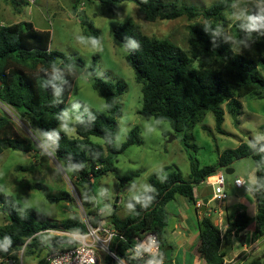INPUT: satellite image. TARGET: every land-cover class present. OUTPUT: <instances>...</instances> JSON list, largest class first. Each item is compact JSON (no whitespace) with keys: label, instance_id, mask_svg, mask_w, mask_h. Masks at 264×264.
Masks as SVG:
<instances>
[{"label":"trees","instance_id":"1","mask_svg":"<svg viewBox=\"0 0 264 264\" xmlns=\"http://www.w3.org/2000/svg\"><path fill=\"white\" fill-rule=\"evenodd\" d=\"M98 1L111 10L124 0ZM129 1L136 5L137 11L146 21L182 16L188 19L200 16L205 20L202 25L188 26L187 51L168 39L142 34L129 20L113 28L114 38L124 46V58L133 71L134 80L140 84L142 105L137 113L142 117L167 121L174 132H181L209 110L213 113L216 131L222 133L224 111L219 103L227 101V112L234 116L241 108V96L251 93L256 97H264V14L251 9L249 20L232 24V35L238 46V52L232 53L222 38L220 23L222 13L235 0H216L200 10L193 5L177 6L158 0ZM75 2L72 7L74 11ZM80 13L79 23L83 31L97 40V31L92 22L83 11ZM49 44V30L37 29L30 21L0 26V102L12 109L19 118L25 119L32 130L50 143L55 159L66 168L70 178L74 177L81 184L89 181L86 163L94 171L95 178L112 171L116 155L139 141L138 127L133 126L122 145L116 147V118L121 114L118 96L124 86L95 76L92 68L86 67L80 57L73 58L52 50ZM80 74L90 75L92 87L104 99L105 112L92 110L84 113L74 122L75 136H68L64 132L53 136L54 128L61 122L73 82ZM90 136L99 137L102 143L88 144ZM6 148L26 152L31 149V145L17 134L10 118L0 112V154ZM262 148L264 140L250 143L241 141L233 148L224 149L212 165L200 166L198 160L189 155L187 179L178 171H169L160 178H150V189L128 203L129 215L122 220L113 217L109 224L105 223L123 232L126 238V242L116 239L112 249L124 255V249L131 244L133 236L147 231L156 235L159 244L156 259H160L161 253L165 259L168 258L171 246L166 239V203L177 195L183 196L197 211L193 195L195 184L205 182L208 176L217 172L218 167L231 168L234 160L251 157L255 164V215L251 217L243 210L229 215L222 235L210 217L202 215L197 222V253L205 264H223L220 245L224 237H237L250 225H254V237L264 233ZM130 178L120 177V181ZM92 184L93 181L89 183L90 186ZM60 195L48 199L58 201L62 199ZM87 208L85 216L90 224H103L94 208ZM0 211L5 215V223L0 226V258L9 261L0 264H20L17 253L22 247L26 256L37 251L40 245L44 247L42 233L47 230H85L84 221L77 215L59 221L50 220L33 208L22 209L10 196L0 200ZM92 213H95L94 216ZM47 245L48 251L51 248L65 250L75 243L71 238L57 234L50 238ZM46 257L34 264H48ZM105 263L114 264L109 257H106ZM240 264H264V259L254 257Z\"/></svg>","mask_w":264,"mask_h":264},{"label":"rangeland","instance_id":"2","mask_svg":"<svg viewBox=\"0 0 264 264\" xmlns=\"http://www.w3.org/2000/svg\"><path fill=\"white\" fill-rule=\"evenodd\" d=\"M158 1L171 2L177 6L193 5L200 10L216 0ZM74 2L75 11L72 8ZM251 9L264 14V2L235 0L221 15L222 38L232 53L238 52L232 24L249 20ZM81 11L97 31V40L88 36L80 26ZM124 20L135 24L142 34L168 39L186 51L188 26L205 23L200 16L193 19L182 16L146 21L129 0L117 3L111 10L98 0H0V26L30 21L37 29H47L50 32V49L73 58L80 57L86 67L92 68L95 76L122 84L124 88L118 96L121 114L116 118L114 145L121 146L133 126L138 127L139 138L137 143L116 155L113 170L106 174L95 178L94 171L86 163L89 181L80 184L74 177L70 178L66 168L55 159L50 143L32 130L25 119L19 118L12 109L0 102V112L10 118L17 134L31 145V149L26 152L6 148L0 154V200L10 196L22 209L33 208L50 220L58 221L71 215L83 219L88 211L87 206H91L100 216V222L109 224L113 217L122 220L129 215L128 203L150 189V178H160L169 171H178L187 179L189 155L196 158L200 166L212 165L224 149L233 148L241 141L250 143L264 140V97H256L251 93L239 98L241 108L234 116L227 112V101L219 103L224 111L222 133L216 131L214 116L209 110L181 132H174L167 121L144 118L138 114L142 105L140 84L134 80L133 71L125 61L124 46L114 38L112 32ZM92 110L105 112L104 99L92 87L90 75L80 74L73 82L61 122L54 128L53 136L61 132L75 136L74 122ZM94 143L101 144L102 140L90 136L88 144ZM231 168L233 172L230 174L225 173L222 167L217 168L225 178L224 191L228 197L224 201L236 194H251L234 185L236 177L244 179L249 189L253 190L255 164L251 157L234 160ZM120 177L131 178L120 181ZM92 181L94 184L90 186ZM194 191L195 194H203L204 198L212 195V188L206 182L195 184ZM59 194L62 199L49 201L48 198H55ZM174 201L176 203H171L172 207L179 204L182 209L188 208L185 197L177 195ZM218 203L213 200L209 206L217 209ZM172 220L168 214V221L171 223ZM4 223L5 215L0 211V226ZM54 231L51 229L42 233L41 242L45 246L40 245L33 254L26 256L23 251L18 252V263L34 264L46 257L49 249L47 244L52 236L57 235ZM186 250L175 248L172 252L168 251L172 263H189L192 254ZM196 263L201 264V259L196 260Z\"/></svg>","mask_w":264,"mask_h":264},{"label":"crops","instance_id":"3","mask_svg":"<svg viewBox=\"0 0 264 264\" xmlns=\"http://www.w3.org/2000/svg\"><path fill=\"white\" fill-rule=\"evenodd\" d=\"M195 207L198 208L196 211L194 206L189 203L187 209L180 208L176 201H168L165 205V209L169 215L172 216L171 223L168 221V229L166 230L167 243L171 246V252L175 248L187 249L192 257L189 263L184 264H197L196 260L201 259V264H205L204 260L199 256L196 251L198 243V219L202 216H208L211 218L213 223L219 229L220 234L224 233L227 226V217L231 214H235L239 211H246L248 215L253 217L256 212L255 199L253 193L251 194H240L233 195L228 201H219L212 198L207 199L204 211L201 213L199 210L202 200L204 199L203 194H195L194 188ZM251 192V191H250ZM231 195V194H230ZM228 195H226V198ZM176 198V197H175ZM225 198V199H226ZM213 200L218 201L217 209L209 206ZM177 205V206H176ZM254 225L249 226L246 230L240 233V235L224 237L220 251L223 253V264H240L244 261L250 260L254 257H261L264 259V233L260 236H253ZM167 254V252L165 253ZM167 255L168 258H164L163 254H160L159 264H173L172 259Z\"/></svg>","mask_w":264,"mask_h":264},{"label":"built area","instance_id":"4","mask_svg":"<svg viewBox=\"0 0 264 264\" xmlns=\"http://www.w3.org/2000/svg\"><path fill=\"white\" fill-rule=\"evenodd\" d=\"M204 181L211 186L213 199L222 201L226 198L224 191L225 178L222 172L217 171ZM233 183L236 187L244 188L253 193V190L249 189L244 179L236 177ZM82 220L85 223L83 232L54 231L56 234L71 238L75 245L65 250L51 248L46 257L48 264H104L106 257H109L112 263L118 264H132V262L159 264L158 259H156L159 254V244L154 233L142 231L139 235L133 236L131 244L124 249V255H119L115 249H112V244L116 239L126 242L123 232L113 225L97 224L93 226L86 216ZM22 251L23 247L20 253ZM2 261L9 263L7 259L0 258V262Z\"/></svg>","mask_w":264,"mask_h":264},{"label":"water","instance_id":"5","mask_svg":"<svg viewBox=\"0 0 264 264\" xmlns=\"http://www.w3.org/2000/svg\"><path fill=\"white\" fill-rule=\"evenodd\" d=\"M222 168H223L224 172L227 173V174H230V173L233 172V169L230 168V167H222ZM206 203H207V199L204 198V199L202 200V204H201V206H200V208H199V210L201 211V213L204 211V207H205V204H206Z\"/></svg>","mask_w":264,"mask_h":264},{"label":"clouds","instance_id":"6","mask_svg":"<svg viewBox=\"0 0 264 264\" xmlns=\"http://www.w3.org/2000/svg\"><path fill=\"white\" fill-rule=\"evenodd\" d=\"M261 150L264 151V148H262ZM6 245H7V242H5V245L4 246L6 247Z\"/></svg>","mask_w":264,"mask_h":264}]
</instances>
